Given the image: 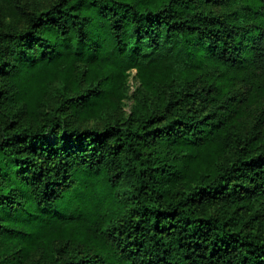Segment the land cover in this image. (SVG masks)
<instances>
[{
    "label": "trees",
    "instance_id": "trees-1",
    "mask_svg": "<svg viewBox=\"0 0 264 264\" xmlns=\"http://www.w3.org/2000/svg\"><path fill=\"white\" fill-rule=\"evenodd\" d=\"M261 75L264 0H0V264H264Z\"/></svg>",
    "mask_w": 264,
    "mask_h": 264
},
{
    "label": "rangeland",
    "instance_id": "rangeland-1",
    "mask_svg": "<svg viewBox=\"0 0 264 264\" xmlns=\"http://www.w3.org/2000/svg\"><path fill=\"white\" fill-rule=\"evenodd\" d=\"M242 2V1H241ZM239 3L234 4V6H232L230 9H239ZM219 72V71H217ZM262 79L260 81H258V83L261 86V89L259 90L258 93V98L259 99H263L264 100V76L261 75ZM255 80V77L252 74H249V71L246 70H241V71H237L236 76L233 80L234 83L239 84H243V82H248L251 83ZM127 97L124 98L123 102H124V106L123 108L127 111H129L133 105V103L135 102V98L134 95L138 89V87H140V81L137 77V71L136 69H132L130 71L129 77H128V82H127Z\"/></svg>",
    "mask_w": 264,
    "mask_h": 264
}]
</instances>
